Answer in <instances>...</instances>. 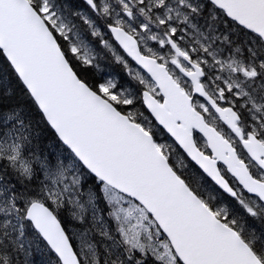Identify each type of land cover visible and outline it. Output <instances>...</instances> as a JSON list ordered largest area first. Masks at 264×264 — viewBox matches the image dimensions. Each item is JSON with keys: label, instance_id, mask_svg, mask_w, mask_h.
Here are the masks:
<instances>
[{"label": "snow or ice", "instance_id": "1", "mask_svg": "<svg viewBox=\"0 0 264 264\" xmlns=\"http://www.w3.org/2000/svg\"><path fill=\"white\" fill-rule=\"evenodd\" d=\"M0 264H264V0H0Z\"/></svg>", "mask_w": 264, "mask_h": 264}]
</instances>
